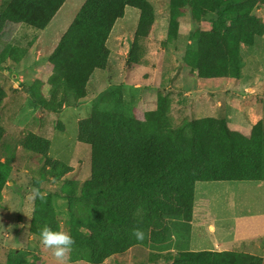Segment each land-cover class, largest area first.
I'll return each mask as SVG.
<instances>
[{"label":"trees","instance_id":"16d2710c","mask_svg":"<svg viewBox=\"0 0 264 264\" xmlns=\"http://www.w3.org/2000/svg\"><path fill=\"white\" fill-rule=\"evenodd\" d=\"M65 1L10 0L0 13V35L8 25L14 26L10 35L21 25L45 29ZM168 4L167 39L177 37L183 10L196 25L187 50L191 66L187 64L197 80H239L240 47L252 46L255 38L264 35V0H169ZM127 7L139 13L127 63L146 64L147 39L155 21L152 4L148 0H84L48 57L49 79L36 82L35 91L26 90L35 105L58 114L75 108L86 97L93 72L108 66L107 40ZM206 23L209 29L203 28ZM26 54V49L7 43L0 52V65L16 64ZM5 98L0 84V112ZM5 138L0 125V152L10 148ZM77 139L90 146L91 172L81 187L64 181L61 188L62 198L68 201L72 261L102 264L144 245L154 264L264 263L262 257L235 251L191 252L177 245L172 252L170 242L172 222L189 230L196 183L264 182V119L246 134L230 129L224 118L183 119L177 124L170 99L159 93L155 109L146 111L142 120L132 121L124 113L122 92L116 88L91 102L89 116L78 122ZM20 147L45 160L44 174L50 179L71 172L48 157L50 142L43 137L28 133ZM11 170L10 156H1L0 202ZM30 186L35 190L31 231L39 237L44 226L59 231L51 197L42 195L37 181H30ZM135 230L143 232L142 239L133 235ZM5 264L26 262L10 251Z\"/></svg>","mask_w":264,"mask_h":264},{"label":"rangeland","instance_id":"374dc122","mask_svg":"<svg viewBox=\"0 0 264 264\" xmlns=\"http://www.w3.org/2000/svg\"><path fill=\"white\" fill-rule=\"evenodd\" d=\"M9 1L0 0V13ZM148 1L152 4L155 21L147 39L146 64L127 63L139 14L137 10L127 7L107 40V68L93 72L86 87V97L75 108H64L58 114L46 112L35 105L26 90L31 88L35 91L36 82H46L49 79L51 67L47 64L48 57L84 0H66L43 30L21 25L16 33L10 35L9 29L14 26L8 25L7 30L1 33L0 52L10 43L26 49L27 54L16 64L7 61L0 65V84L6 93L1 106L0 125L5 131V141L10 145L8 150L0 152V157L10 156L12 169L9 180L1 191L0 264H5L6 255L10 251L23 257L26 264H61L53 256L52 250L45 248L40 237L31 231L35 190L30 186V181H37L39 188L43 190L42 195L51 197L59 231L68 234V201L62 198L61 188L64 187V181L76 182L81 187L90 179L91 172V149L77 139L78 122L89 116L91 102L107 91L120 88L124 113L132 121L142 120L146 111L155 109L156 96L164 94L171 101V116L177 124L183 119L226 116L223 114L228 112L225 104L218 102L219 99L216 100L217 97L208 92L222 89L228 91L227 94L223 93L226 98H231V94L240 97L245 94L244 86L259 82L264 94V35L255 38L252 46L240 47L242 67L239 80L199 81L187 64V50L191 46L190 33L196 28L189 12L183 10L178 35L169 40V0ZM203 28L209 29L208 23ZM200 85L205 90L200 92ZM12 88H17L19 92L12 93ZM219 103L222 107L217 106ZM230 119L233 122L240 121L236 111L230 112ZM243 126L246 129L229 125L230 129L246 134L248 127L246 124ZM28 133L47 139L50 142L48 157L69 167L71 172L57 179H50L44 174L45 160L20 147L21 140ZM9 182L17 189L11 188ZM263 210L264 182L196 183L193 208L195 217L191 230L185 232L183 225L170 222V231L175 233V241L170 237V242L175 244V248L177 245L183 246L184 250L191 252L212 249L210 241L214 234L209 233V224L215 226V236L221 234L234 237L245 225L261 220ZM179 233L183 234L180 236ZM149 253V248L136 245L109 257L102 264H153L149 260ZM63 264L88 263L72 261L67 253Z\"/></svg>","mask_w":264,"mask_h":264},{"label":"crops","instance_id":"0c3cea01","mask_svg":"<svg viewBox=\"0 0 264 264\" xmlns=\"http://www.w3.org/2000/svg\"><path fill=\"white\" fill-rule=\"evenodd\" d=\"M258 84L259 82L244 86L243 93L245 94H242L240 97L238 95L231 94V96H229L231 98H226L225 95H223V93L227 94L228 91L222 89H219L218 91L215 92L211 91L208 93L209 95H213L217 97L216 100L219 99L218 102L225 104L224 106H226L228 112L223 113L226 114V116H223V118L226 119L228 125L237 129H243V128L246 129V127L243 126V124H246V126L248 127L247 129L249 130L250 126L252 127L264 117V107H260V106H264V94L260 90ZM202 90L205 89H200V92ZM255 92L257 94H255ZM187 94H190V92H187ZM259 103L261 104L259 105ZM237 105L238 108H236ZM217 106L222 107L220 103ZM234 111H236V114L240 117V121L233 122L230 119V112H234ZM194 217L195 214L193 212V218L189 225L190 230L194 222ZM207 228L210 234H214L213 240L210 241L211 247L213 248L207 249V251H214V252L235 251V252L252 254L255 256L262 257L264 259V210H263V217L261 220L253 221L245 225L242 231L238 232L234 237L222 236L221 234H219V236H215L216 228L212 224H209ZM172 238L173 241H175V233L172 234ZM173 247L174 249H171L172 252L175 251L174 243H173ZM150 262L153 261L150 260Z\"/></svg>","mask_w":264,"mask_h":264},{"label":"clouds","instance_id":"9594fccd","mask_svg":"<svg viewBox=\"0 0 264 264\" xmlns=\"http://www.w3.org/2000/svg\"><path fill=\"white\" fill-rule=\"evenodd\" d=\"M39 195V193H37ZM133 235L137 239L143 238V232L135 230ZM40 241L45 248L52 250L53 256L58 260L63 261L66 259L67 253L70 252L71 247L74 243L72 238L64 232L54 231L48 226H44L40 232Z\"/></svg>","mask_w":264,"mask_h":264},{"label":"water","instance_id":"95a60500","mask_svg":"<svg viewBox=\"0 0 264 264\" xmlns=\"http://www.w3.org/2000/svg\"><path fill=\"white\" fill-rule=\"evenodd\" d=\"M8 185H9L11 188H13V189H17V188L15 187V185H14L12 182H9Z\"/></svg>","mask_w":264,"mask_h":264}]
</instances>
